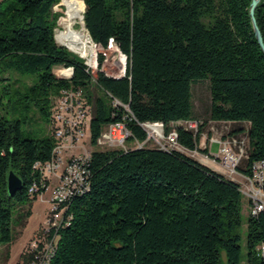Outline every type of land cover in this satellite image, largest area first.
I'll return each instance as SVG.
<instances>
[{"label":"trees","instance_id":"16d2710c","mask_svg":"<svg viewBox=\"0 0 264 264\" xmlns=\"http://www.w3.org/2000/svg\"><path fill=\"white\" fill-rule=\"evenodd\" d=\"M74 1L84 8L92 42L106 49L112 41L126 57L122 77L100 71L102 54L92 76L83 59L56 43L53 8L60 0L0 1V245L14 239L16 207L45 192L47 184L30 195L28 188L38 176L33 165L48 161L54 144L51 127L34 138L22 131L25 120L4 116L3 107L31 103L49 124L55 95L81 87L92 110V143L127 114L116 100L133 117L126 123L128 144L145 141L141 124L162 123L166 136L174 132L176 143L193 151L203 125L194 117L191 85L207 81L209 120L248 124L247 159L239 170L248 173L253 162L264 161V55L249 17L251 0ZM254 19L264 44V0ZM55 67L70 69V77H58ZM9 73L34 82L21 93ZM183 121L196 122L197 131ZM88 171L85 190L68 199L49 264H264L256 252L264 244V212L246 221L243 258L239 184L189 154L147 144L93 150ZM9 172L22 186L13 197Z\"/></svg>","mask_w":264,"mask_h":264},{"label":"built area","instance_id":"2783aa9c","mask_svg":"<svg viewBox=\"0 0 264 264\" xmlns=\"http://www.w3.org/2000/svg\"><path fill=\"white\" fill-rule=\"evenodd\" d=\"M84 9V8H83ZM83 15V10L81 12ZM59 32V31H58ZM57 32V33H58ZM54 38L57 44L63 46L57 40V34L54 31ZM92 42V41H91ZM92 52L83 59L84 63L91 64V72L98 68V54L100 51H113L116 59L109 62L106 58L103 59V65L113 67V73H107L106 76L113 78L122 77L125 73L126 57L118 50L116 45L109 41L106 49L100 45L92 42ZM104 57V54H102ZM69 71L68 77L71 75ZM109 71V70H108ZM65 78L63 76H60ZM66 77V78H68ZM115 105L121 106L127 114L123 115L119 121L113 122L106 126L94 143L90 141L89 126L91 121V105L88 103L84 90L81 87H69L59 91L53 98V104L49 115V125L52 128V138L54 141L51 151V157L44 163L36 162L33 165V170L37 173L36 180L28 188V194L35 193L38 188H49L52 181L56 183L50 195V204L52 206L53 215L50 216L47 223L48 230L54 232L51 239L45 244L42 249H37L38 240L36 239L32 245L31 250L35 251V255L28 262V264H44L49 263L55 251V234L65 223V211L68 208V199L71 195L85 190V184L88 177V161L93 150L108 151V150H122L127 151L131 149L128 147L129 131L127 129V122L132 120V115L126 105H121L116 100L113 101ZM182 126L194 132L197 131L198 125L196 122L183 121L180 122ZM173 126V125H172ZM141 127L146 132V139L142 143L134 142L136 148L142 147L146 143H161L168 147H173L175 150L181 151V147L177 143H170V135H175L171 132L165 135V127L162 123H145ZM88 135L86 138V132ZM213 143L218 145L216 154H212L211 146ZM248 143V142H247ZM244 140H236L232 137L209 138L200 148L204 154H199L196 150L187 151L189 155L197 159H202L203 164L217 165L221 168L228 178L239 176L241 181L239 184V191L244 196L249 205V215L256 216L260 212H264V161H255L248 167V173H243L239 170L240 164L247 159V148L243 147ZM83 145L89 146L90 151L84 152L80 147ZM238 147L235 151L234 148ZM135 148V147H134ZM45 190V192H46ZM44 192V193H45ZM42 195V194H41ZM47 242V241H46ZM257 256L264 258V244H260L257 249Z\"/></svg>","mask_w":264,"mask_h":264},{"label":"rangeland","instance_id":"374dc122","mask_svg":"<svg viewBox=\"0 0 264 264\" xmlns=\"http://www.w3.org/2000/svg\"><path fill=\"white\" fill-rule=\"evenodd\" d=\"M2 1V0H0ZM75 3L74 0H72ZM80 2L83 4V0H80ZM62 1L60 0L59 4L56 5L53 8V12L58 14V18L56 21V28L55 33L58 34L62 29V23L63 19L66 17V8L61 5ZM77 11L78 16L74 20L73 23V30L77 31L80 30L83 25L82 15L79 11L78 5ZM84 26V25H83ZM85 28V27H84ZM86 30V29H85ZM59 31V32H58ZM58 32V33H57ZM58 39V38H57ZM59 45V44H58ZM64 47V45L62 46ZM66 48L69 52L70 49L68 47ZM71 53V52H70ZM75 57L80 58V55L73 52L71 53ZM98 54H104V59L106 58L109 60V62L114 61L116 59L114 52L111 51H100ZM82 58V57H81ZM89 66V70L91 71V64L87 63ZM98 68L95 70H92V74L95 76ZM109 70V71H108ZM100 71H102L105 75L107 73H113L114 69L113 67H110L108 64L103 65V67L100 68ZM54 74L58 77H68L69 71L67 69L61 68V67H55L54 68ZM107 72V73H106ZM124 73H122V76ZM8 78H10V83L12 84V88H17L20 90L21 93H24L25 89L30 87L34 82V76L27 75V76H19L15 73H9ZM191 95H192V106H193V113L195 120L198 121L203 125L202 133L205 135L202 137L205 142L209 138H220V137H232L236 140H244L245 149L247 148V135L246 130L248 128L247 123H241V124H233V123H212L213 121L209 120L208 111L210 108V92H209V83L207 81H200L196 84L191 85ZM27 108H21L18 111L15 106L11 107H3L2 108V114L6 117H15L20 116V118H23L25 120V123L22 126V131L24 132H30L32 134V137H41L48 135L50 133V126L49 124L42 120V118L39 116L36 108L31 104H26ZM21 112V113H20ZM242 129L241 132L238 134L234 133V130L236 129ZM88 135V131L86 132V138ZM203 139L202 142H203ZM148 147H157L161 143H146ZM128 147L136 148L137 145L135 143H131L128 145ZM81 149L79 152L84 151L88 152L91 150L89 146L83 145V147H80ZM235 151L238 150V147L234 148ZM179 151V150H178ZM218 151V145L216 143H213L211 146V153L216 154ZM180 152H185L186 154H189L184 149H181ZM199 154H204L200 147L197 151ZM200 157V155H199ZM198 156H196L197 160L199 159ZM245 161V160H244ZM244 161L240 164L239 169L244 167ZM56 183L52 181L49 188L46 190L45 193L38 196L36 201H33L31 203H25L21 206L16 207L13 215L12 220V233H13V241L9 245H0V264H28V262L33 258L35 255V251L38 249H42L45 247V244L48 243V241L51 239V235L54 232V228L52 232L48 230L49 224L47 223L50 216L53 215L52 212V206L50 204V195L52 193L53 188L55 187ZM27 211H30L29 215H26ZM249 217V205L247 199L243 196L242 202H241V212H240V219H241V252L243 255V258L246 256L245 251V225L246 221ZM60 233V230H58L55 234V244L58 238V235ZM38 240L37 249L35 251L31 250V245L35 240ZM47 241V242H46ZM222 259H224V254L221 253ZM49 264V263H44ZM243 264H246L244 262Z\"/></svg>","mask_w":264,"mask_h":264},{"label":"bare ground","instance_id":"6f19581e","mask_svg":"<svg viewBox=\"0 0 264 264\" xmlns=\"http://www.w3.org/2000/svg\"><path fill=\"white\" fill-rule=\"evenodd\" d=\"M62 5L66 8V17L63 19V29L57 34V40L64 47H68L71 52H75L80 57L85 58L92 52L93 47L91 39L83 25L77 31H74L72 28L74 20L78 16L77 6L72 0H62ZM85 65L89 68L87 63ZM170 143H176L174 135H170ZM159 147L173 149V147H168L166 144H159Z\"/></svg>","mask_w":264,"mask_h":264},{"label":"water","instance_id":"95a60500","mask_svg":"<svg viewBox=\"0 0 264 264\" xmlns=\"http://www.w3.org/2000/svg\"><path fill=\"white\" fill-rule=\"evenodd\" d=\"M258 3H259V0H251L250 9H249V17L251 20V25H252V29H253V33H254L256 42H257L258 46L260 47L262 54L264 55V44L262 42L260 32L257 28L256 21L254 19V11H255V8L257 7ZM61 5H62V3H61ZM83 12H84V9H83ZM82 20H83V15H82ZM89 38H90V36H89ZM6 183H7L6 184L7 193H8L9 197H13L22 187L20 180L12 172L8 173Z\"/></svg>","mask_w":264,"mask_h":264},{"label":"crops","instance_id":"0c3cea01","mask_svg":"<svg viewBox=\"0 0 264 264\" xmlns=\"http://www.w3.org/2000/svg\"><path fill=\"white\" fill-rule=\"evenodd\" d=\"M212 123H221V122H212ZM204 135H205L204 133L201 134V137H200V140H199V143H198V149H199V147L202 148L203 144L205 143V140L202 138ZM201 139H203V142H202ZM196 160H197V159H196ZM198 161L202 163V159H198ZM208 166L211 167L213 170H215V171L221 173V174H222L223 176H225L226 178H228V177L225 175V172H224L221 168H219L217 165L208 164ZM230 180H232V181L238 183V182L241 181V178H240L239 176H235L234 178H230Z\"/></svg>","mask_w":264,"mask_h":264}]
</instances>
